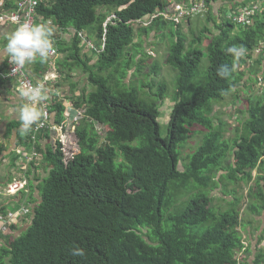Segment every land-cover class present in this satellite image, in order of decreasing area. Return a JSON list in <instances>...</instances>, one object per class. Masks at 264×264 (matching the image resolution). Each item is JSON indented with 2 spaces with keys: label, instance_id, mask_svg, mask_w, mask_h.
<instances>
[{
  "label": "trees",
  "instance_id": "1",
  "mask_svg": "<svg viewBox=\"0 0 264 264\" xmlns=\"http://www.w3.org/2000/svg\"><path fill=\"white\" fill-rule=\"evenodd\" d=\"M231 2L239 7L237 0ZM172 3L176 2L40 0L38 12L45 20H53L56 28L74 30L70 45L58 43L59 51L66 54L63 74L80 70L95 91L87 92L84 86L76 98L74 87L78 85L71 90V103L83 112L75 130L78 153L67 159L62 142L43 149L41 138L51 141L50 130L46 127L38 134L37 150L51 170L38 186L41 201L30 213L25 209L21 215L30 216L29 229L16 238H4L0 231V264H242L250 252L240 230L243 198L228 187L240 180L250 183L258 170L257 187L250 192V199H259L262 211L255 204L251 209L254 214L264 212V93L256 85L245 86L244 96L238 89L247 74L241 70L243 58L252 57L264 43V11L245 28L226 17L216 22L208 11L206 23H214L218 33L208 38L205 48L202 40L211 31L206 26L191 41L182 25L161 16L142 27L144 35L153 33L172 40L166 64L177 72V84L168 135L163 137L158 104L165 101L168 86L162 83L154 98L153 87L143 82L142 92L147 87L153 92L147 99L134 88L146 68L144 57H134L141 46L136 43L135 26L163 13ZM209 3L207 0V8ZM103 6L112 8L113 13L99 12ZM113 14L115 18L105 27ZM87 32L94 33L99 48L105 45L100 53L91 51L93 58L97 57L94 64L91 55L83 54L79 36H87ZM232 45L244 47L245 55L234 59L227 54L225 49ZM202 49L208 59L205 84L192 90ZM262 53L260 66L264 70V49ZM221 65L230 69L227 78L217 74ZM131 70L132 79L127 83ZM254 70L250 76L258 74ZM158 72V66L151 68L152 74ZM232 96L234 102L240 99L246 105L236 136L228 138L229 130L216 118L214 107ZM65 112L62 102L54 103L55 125H65ZM97 125L106 127L105 136ZM193 127L201 128L203 135L181 164L182 151L177 148L192 138ZM32 136L22 138L29 149L34 143ZM190 189L194 190L192 196L178 203L183 191ZM215 189L232 195L228 209L211 206L214 199L210 192ZM8 207L3 206L0 214L5 220L12 215L5 228L11 231V224L18 221L15 213L22 206L10 201ZM75 247L83 249L84 255L73 256ZM256 264H264L263 252Z\"/></svg>",
  "mask_w": 264,
  "mask_h": 264
},
{
  "label": "rangeland",
  "instance_id": "2",
  "mask_svg": "<svg viewBox=\"0 0 264 264\" xmlns=\"http://www.w3.org/2000/svg\"><path fill=\"white\" fill-rule=\"evenodd\" d=\"M231 1V0H228ZM99 12H105L108 14L113 13V9L110 7H100L99 8ZM238 10L234 9L233 13H237ZM113 18H115L114 14L111 15L108 19V21L112 20ZM190 21V20H189ZM186 21L185 23L182 24V30L183 32L186 34L188 41H191L194 37L198 36L199 33L202 31V29L204 28V26L206 27H210V24L206 23V15H198L197 17H195L193 20H191L190 22ZM221 21V19H220ZM188 24V25H187ZM142 27H145V25L143 26L142 24H138L137 26H135L136 29V43L137 45L140 44L141 46L137 49H135V53H138V55H134V57L136 56V59L140 58V57H144L146 59V68L143 70V73L138 77V80H141L137 83V86H135L134 88L137 89L141 92V94L143 95V98L147 99V98H151L153 92H154V98H156L155 94L156 91L158 90V87L160 85H162V83L167 84L168 86V92H167V96L165 101H161L158 106L160 108V130H161V135L163 137H166L168 135V123L170 122V117H171V112H172V108L174 106V104L172 103V98L173 95L176 92V81H177V72L172 69L171 67H169L166 64V57L168 55V50H169V46H171L172 44V40L170 37L164 38L162 39L160 36L155 34H150V35H144L141 33V29ZM211 29V28H209ZM139 34V35H138ZM208 36V33L206 34ZM87 36L88 39L97 47L98 44V40L96 39V36L94 35V33H90L87 32ZM209 43V40L207 39H203L202 40V48H205L206 45ZM203 50V58L201 59V63L200 66L198 67L197 70V76L195 81L192 83V90H196V89H201L204 84H205V75L207 72V66H208V59H207V53L205 52V49ZM101 50H99L100 53ZM262 51V50H261ZM154 52V53H152ZM88 53L89 55H91V57L93 58L92 54L90 51H88L86 48H83V54ZM130 53H132V51L130 50ZM134 53V50H133ZM261 52H254L252 57H246L243 58L244 62H242L240 64L241 69L243 67H245V70L243 72L247 73L246 77L244 76V80L241 81L240 83V88H238L240 90V94L241 96H244V92L243 89H247L245 88V86L247 87H251L256 85V89H260V84L263 85L264 81L263 78L261 76L258 75H252L250 76L251 72L254 70L253 68H256L259 66V70H260V57H261ZM97 60V57L93 58L92 64H94ZM259 61V62H258ZM258 62V64H257ZM257 64L256 66L254 64ZM153 66H158L159 67V72L158 74H152L151 73V68ZM124 67L126 68V64L124 65ZM258 70V71H259ZM249 71V72H248ZM134 70L130 71V79L126 80V82L128 83L129 81L131 82V77L133 75ZM76 76H80L81 78H83L82 82H85V84L83 86L86 87L87 92H92L95 91V87L92 85H88L87 84V80H86V75H84L83 73H81L80 70L76 71ZM252 77V79H250ZM250 81V80H253ZM148 84L149 86L153 87V92L150 91V89L147 87L146 90H144L142 92L141 89V85L142 83ZM137 87V88H136ZM238 93V95H239ZM240 99H238V101L234 102L235 100L232 98H228L226 99V101L224 102V104L226 103L227 105L223 106L224 104H216L214 107V112L216 115L217 119H221L223 120V122L225 123V126L227 127V129L229 130V133L226 134V136L229 138L230 135L232 136H236V132L238 127H240L241 125V121L244 119L243 113H244V108L246 105L245 103H242L241 101H239ZM153 101L156 102V99H153ZM159 102V100H158ZM226 108V110H224L225 112L222 111V109ZM242 111V112H241ZM74 115L76 116L77 114L74 113ZM81 119V118H80ZM79 120H74L73 125L71 126L70 129L73 128V126L77 127V122L80 121ZM219 121H216V124H218ZM227 124V125H226ZM75 127L74 132H75ZM97 128L100 130L101 134L103 136H105V130L106 127L97 125ZM72 129V130H73ZM193 132H195L192 136V138H190L187 143L183 142L180 144V146L177 148L178 152L181 153L182 151V163L187 161V156L188 154L191 153V151L193 150V148H195L198 143L201 140V137L203 135V131L201 128L199 127H193ZM34 133V128L32 129V133H30V135L32 136ZM68 134L66 133V136L64 139V148H65V155L68 156H72L76 153H78L80 151L79 146L77 144V138L75 136V133H73V131L71 132V134L69 136H67ZM56 137V136H55ZM40 157V162L43 161V155L42 153L39 152V156ZM37 160V159H36ZM232 160V157H229V161ZM43 164H46L45 161H43ZM180 164V167H181ZM22 166H25L24 163L21 164ZM258 176V170L254 171V179L249 183L247 181L244 180H240L236 183H231L228 187V190H231V193H234V195H237L239 197H242V203L240 206L241 209V213H242V220H243V225L241 230V233L244 237V241L246 242V245L249 246L250 252L247 251L246 256L243 257V261L242 264H256L257 261V257L259 255L260 252H263L264 254V240L263 242H261L260 238H264V212L262 213H257L254 214V212L251 209V206L253 204L258 205L260 212L262 211V202L259 199H250V192L253 190V188L257 187L256 182L258 180L257 178ZM30 188V187H29ZM194 192V190L190 189L189 191H183L184 195L181 197L180 201H178V203H184L186 202L191 196L192 193ZM31 193V188L28 190L27 195H30ZM210 195L212 196V202H211V206H214L216 209L219 210H226L229 207V203L232 200V195H223V192L221 189H215L212 190L210 192ZM256 198V197H255ZM254 201V203H253ZM26 209L29 210V213L32 211V209L30 207H25L22 206L21 210H18L17 213H15L16 218L21 219V215L23 214V211ZM9 213H11V211H9ZM14 216V215H13ZM13 217L11 215L8 216V219L5 220L1 214H0V230L3 227V225H6L8 227V225H10V223L12 222ZM6 227V228H7ZM3 232L8 233L7 230H4ZM2 232V233H3ZM146 232V230L144 231ZM4 233V234H6ZM3 234V235H4ZM12 234V233H11ZM260 244V245H258ZM241 253L238 254V258L241 257Z\"/></svg>",
  "mask_w": 264,
  "mask_h": 264
},
{
  "label": "crops",
  "instance_id": "3",
  "mask_svg": "<svg viewBox=\"0 0 264 264\" xmlns=\"http://www.w3.org/2000/svg\"><path fill=\"white\" fill-rule=\"evenodd\" d=\"M20 1L21 0H0V68H5L10 65L3 52L5 44L4 37L18 27L16 24L10 23L8 21V18L10 14L17 9L18 2ZM172 1L176 3H191L193 0H188V2L186 0H180V2H178L177 0ZM237 1L239 3V7H236L234 5V3L236 2H231L228 0H210L209 7L202 15H206V13L209 11L211 12L212 17H214L216 22H220V19L222 17H226L229 19V15L234 9L239 10L243 7H248L253 3H264V0ZM244 4H247V6H245ZM39 15L41 19L39 20L38 24H49L54 30V35L52 38L54 53L49 56L46 62L41 63L39 60H37L32 64H27L26 72L34 81H40L47 75L57 76V78L54 81L50 82L48 87L46 88V99L37 105V107L44 113V118H42L40 122H42V120L44 119H48L49 114L45 112V108L50 107V109H53L54 103L62 102L67 111L65 113L66 121L64 126L55 125L51 116L52 122L50 121V125L52 126V130L51 133L49 131V135H51L52 140L50 141L46 139L47 137L41 138V145H43L42 148L46 149V147L52 145L59 139H62L64 141L63 138H65L66 133L68 134L67 136H69L74 130L73 128V130L70 129L72 126L71 123H74L73 120L75 118L73 116V114L75 113L74 105L71 103V90L73 85H78L76 86V88L74 87L75 96L76 98H78V96L80 95L79 90L80 88L84 87L83 85L85 84V82H82L83 78L75 75L77 70L71 72L66 71L65 74H63V70H61V67H63L62 63L64 62L66 54L59 51L60 45H58V43L60 44L61 42H63L64 46L70 45L74 30L72 28H68L66 30L56 28L52 22L53 20H51L50 22L49 20H45V18L41 14ZM209 24V28H211V31L209 30L210 33H208V36L206 35L205 37V39L207 40L208 38L212 37V35H216L218 33L215 29L214 23L211 22ZM261 58L262 55L260 59ZM257 64L255 63L254 65L256 66ZM241 70H245V67H243ZM258 70L259 66L257 67L256 72ZM253 71L251 72V74H253ZM263 72L264 70H262L260 66L258 74H262ZM258 74L256 73L255 75ZM67 75H71V78L67 77ZM24 102L25 100L20 95L16 80L4 82L0 81V210L3 206L8 207L10 201L17 203V205H20V207L27 206L33 210L34 207L41 201V191L38 186L41 181L49 175L51 170V167H49L47 163L43 164V161H45L44 159L42 162H40V157L37 160H35V158L34 161H30V163L21 161L22 156L29 153L28 143H24L22 138L27 137L30 135V133H32V130L26 134H22L20 132V122L15 115L16 109ZM22 163H24L25 166H22ZM16 177L29 178L31 184L30 195H27V192L30 189L28 188L27 190L18 192L17 195L8 196V193L6 192V185ZM5 192L7 193V195ZM27 214L23 215L21 219H18L15 224H11L14 225V230H9L8 233H2H6L5 235H3L4 238H6L7 235L11 238L20 237L25 231L29 229L31 221L29 218L30 216Z\"/></svg>",
  "mask_w": 264,
  "mask_h": 264
},
{
  "label": "built area",
  "instance_id": "4",
  "mask_svg": "<svg viewBox=\"0 0 264 264\" xmlns=\"http://www.w3.org/2000/svg\"><path fill=\"white\" fill-rule=\"evenodd\" d=\"M206 1L207 0H194L190 4L172 3L163 13H160L159 15H154L152 18H150V20H146L142 22L139 21L138 24H142L143 26L145 25L146 27L152 22L154 18L161 16L177 26L181 25L198 15H202L203 13H205L207 10ZM38 6H39V0H21L20 2H18L17 9L10 14L8 21L10 23L16 24L17 26L23 23L37 25L39 20L41 19L38 12ZM263 10H264V3L262 2L253 3L248 7H243L242 9H239L237 13H233L232 11L229 15V19L237 26L245 28L252 25L254 23L255 18L260 13H262ZM106 25L107 24H105L104 26L106 27ZM79 36L82 39V46L87 48L89 51H97L99 53V50L101 51L104 50L105 47L104 43H102L101 48H97L87 38L86 35H84L83 33H79ZM263 49H264V44H262V47L257 49L256 52L258 51L262 53ZM12 68L13 65H8L5 68H0V81L4 82V81L16 80L18 90L22 86H35L37 84H42L44 86V89L46 90L49 83L57 78V76L54 75H47L45 78H43L40 81H34L31 78V76L26 72L27 65H25L22 69L16 72H13ZM261 77L263 78L264 81V73ZM260 87L263 89L262 91L264 93V84L263 85L260 84ZM45 110H46L45 112L49 114L48 119H44L38 125L34 126V133L32 136L34 143L32 145V148L29 149V153L22 156L21 158L22 162L30 163V161L33 162L35 158L36 159L39 158L37 157L39 156V152L37 150L38 134L42 131V129L46 127L52 130V126L50 125L52 109L48 107L45 108ZM75 114L77 115L75 116L73 114V116L75 117L74 120H79L83 115V112L76 110ZM29 185H30V181L28 177H16L13 178L11 182H9L6 185V192L8 193V196H14L17 195L18 192L27 190L29 188ZM6 227H7L6 225H3L0 231H4Z\"/></svg>",
  "mask_w": 264,
  "mask_h": 264
},
{
  "label": "clouds",
  "instance_id": "5",
  "mask_svg": "<svg viewBox=\"0 0 264 264\" xmlns=\"http://www.w3.org/2000/svg\"><path fill=\"white\" fill-rule=\"evenodd\" d=\"M107 23L108 20L106 24ZM53 35V28L49 24L43 23L37 25L23 23L10 34L6 35L4 37L5 44L3 52L8 63L13 65V72L18 71L25 65L32 64L37 60L41 63L46 62L54 50ZM225 51L227 54L232 55L234 59H239L245 55L246 50L244 47L232 45L227 47ZM217 74L221 78H227L230 75V69L226 65H221L217 69ZM19 92L25 102L16 109L15 115L20 122V132L26 134L32 130L33 125H38L41 119L44 118V113L37 107V105L46 99L47 94L42 84H37L35 86H22L20 87ZM74 110L76 111L77 109L74 108ZM78 124L79 122H77L76 125L78 126ZM48 130H50L51 133V129L48 128ZM73 133H75L74 130ZM59 142H62L64 149V141L62 139L57 140L53 145H56ZM70 157L71 156L66 155L67 159ZM71 254L73 256H83L84 251L81 248L75 247L71 249Z\"/></svg>",
  "mask_w": 264,
  "mask_h": 264
}]
</instances>
